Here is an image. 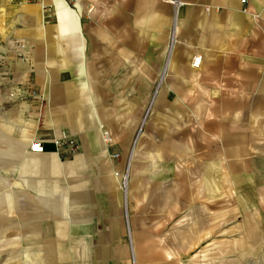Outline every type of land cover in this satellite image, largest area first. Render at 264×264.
I'll return each mask as SVG.
<instances>
[{
	"label": "rangeland",
	"instance_id": "1",
	"mask_svg": "<svg viewBox=\"0 0 264 264\" xmlns=\"http://www.w3.org/2000/svg\"><path fill=\"white\" fill-rule=\"evenodd\" d=\"M44 3L0 0V264H74L83 245L74 240L76 231L83 230L77 223L94 213L95 203L107 200L99 193L112 190L110 200H123L127 233L142 251L141 264H264V174L256 179L262 188L240 194L236 179L226 177L230 159L218 161L221 148L197 126L188 130L185 113L180 116V146H168L171 116L157 118L154 105L150 107L155 92L140 99V84L126 83L116 84L110 100L88 97L89 105L102 104L99 111L95 105L89 109L100 119L101 134L107 127L141 122L144 115L136 117L137 110L150 107L142 135L140 130L133 135L131 143L140 140L132 157L121 162V154L113 153L125 149L120 146L125 134L115 135L111 147L101 140V150L116 160V167L88 162L97 133L81 122L82 108L74 109L73 124L86 146L70 136L57 139V132L45 129L49 111L45 115V107H39L45 99L29 79L35 74L29 67L34 45L59 47L57 9H46ZM21 9L33 10L28 15L37 16V23ZM48 133L54 134L60 152L31 154L30 144L46 140L40 135ZM244 164L250 175L252 164ZM257 195L260 201L252 204ZM89 203L92 207H83Z\"/></svg>",
	"mask_w": 264,
	"mask_h": 264
},
{
	"label": "crops",
	"instance_id": "2",
	"mask_svg": "<svg viewBox=\"0 0 264 264\" xmlns=\"http://www.w3.org/2000/svg\"><path fill=\"white\" fill-rule=\"evenodd\" d=\"M44 2L30 4L41 6ZM46 3L49 4L46 9H57L59 25L55 28L59 47L46 42L34 45L29 67L34 68L35 74L29 79L45 99L43 105L41 102L38 105L41 110L45 107V115L49 111L47 131L57 132L54 133L57 139L70 136L78 146H86L81 131L73 124L77 121L76 114H72L74 109L82 108L78 113L81 122L91 124V130L97 133V145L94 144L92 160L88 162L95 164L102 160L116 167V160L99 146L101 140L104 142L100 119L89 111L94 105L99 111L102 104L89 105L88 97L110 100L115 98L116 84H120L118 88L126 83L140 84L136 97L148 99L155 92L150 107L154 105L157 118L164 113L171 116L168 146H180V116L185 113L188 130L191 125L197 126L221 148L220 156H215L218 161L230 159V165L224 167L229 174L226 177L236 179L240 194L262 188L256 179L264 174V0H46ZM21 11L28 15L33 10ZM28 16L37 23V16ZM195 57H202L199 68L193 66ZM150 107L137 110L136 117L144 115L141 122L133 121L124 128L107 127L113 138L118 133L126 135L120 144L125 149L113 150L121 154L119 161L135 152L140 139L131 143L133 135L137 130L142 135ZM54 134L40 135L46 138L45 152L41 155L60 152L53 142ZM244 163L252 164L250 175L244 172L247 168ZM233 168L234 176L230 174ZM115 189L121 195L118 187ZM259 195L251 200L252 204L260 201ZM99 196L107 200L95 203L94 213L85 214L77 223L83 230L76 231L74 240L83 245L74 264H141L142 251L127 233L121 197H116V203L110 200L113 190ZM88 206L92 207L90 203L83 205L86 209Z\"/></svg>",
	"mask_w": 264,
	"mask_h": 264
},
{
	"label": "built area",
	"instance_id": "3",
	"mask_svg": "<svg viewBox=\"0 0 264 264\" xmlns=\"http://www.w3.org/2000/svg\"><path fill=\"white\" fill-rule=\"evenodd\" d=\"M18 4H30L38 0H10ZM202 62V57H195L193 60V66L199 68ZM103 140L106 146H113L115 141L110 131H105L103 134ZM30 153L33 155H41L45 152L44 142L42 140L33 141L29 147Z\"/></svg>",
	"mask_w": 264,
	"mask_h": 264
},
{
	"label": "bare ground",
	"instance_id": "4",
	"mask_svg": "<svg viewBox=\"0 0 264 264\" xmlns=\"http://www.w3.org/2000/svg\"><path fill=\"white\" fill-rule=\"evenodd\" d=\"M9 1V0H8ZM45 7V6H44Z\"/></svg>",
	"mask_w": 264,
	"mask_h": 264
}]
</instances>
